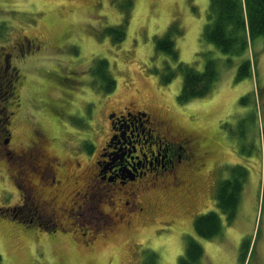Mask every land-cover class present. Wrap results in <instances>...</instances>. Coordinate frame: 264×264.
I'll list each match as a JSON object with an SVG mask.
<instances>
[{
    "label": "rangeland",
    "instance_id": "obj_1",
    "mask_svg": "<svg viewBox=\"0 0 264 264\" xmlns=\"http://www.w3.org/2000/svg\"><path fill=\"white\" fill-rule=\"evenodd\" d=\"M209 1L0 0V51L11 54L0 72V117L8 116L0 121V137L10 133L16 155L33 145L57 156L62 187L55 192L53 183L35 174L34 202L44 212L37 210L28 183L15 180L19 163L0 152V209H23L18 221L0 213V264H179L189 238L203 250L197 264H264V38H252L240 55L221 52L202 36ZM120 25L124 36L114 40L107 28ZM167 33L176 58L155 47ZM26 41L32 51L17 58ZM245 58L250 75L237 79ZM100 59L115 81L109 92L91 70ZM209 60L216 78L208 93L180 101L185 67L202 72ZM131 105L168 122L173 138H192L197 162L176 171L180 185L168 174L151 186L137 183L135 201L142 209L129 224L120 200L112 202L104 192L94 199L103 213L92 211L93 226L75 215L63 222L52 216L64 204L81 212L72 206L81 199L74 193L109 134L107 114ZM236 165L246 178L229 222L215 191ZM210 210L223 227L205 239L193 221ZM36 212L48 222H29Z\"/></svg>",
    "mask_w": 264,
    "mask_h": 264
},
{
    "label": "flooded vegetation",
    "instance_id": "obj_2",
    "mask_svg": "<svg viewBox=\"0 0 264 264\" xmlns=\"http://www.w3.org/2000/svg\"><path fill=\"white\" fill-rule=\"evenodd\" d=\"M32 47V43L26 41L23 49L20 47L22 50L19 49L20 53H18L17 58L23 56L26 52L32 51ZM10 55L9 52L0 51V72L8 67L7 59ZM17 75L12 77L17 78ZM132 108L125 107L122 110L107 114L109 134L97 150L92 171L86 177V182L80 185V189H76V193H74V195L80 194L79 198L81 199H78V202H72V206L78 208L81 212L73 207H66L64 204V207L58 209L61 212L51 210L50 214L52 216H60V221L63 222L70 215H75L74 219H81L84 226H93L96 224L97 216H95L96 219H93L92 211L97 214L103 213L97 207L98 205L94 204V199L97 194L104 192L112 202H115V199L120 200L122 208L120 215L127 216L128 219L125 223L129 224L134 211L142 209V206H138L135 201L137 199V183L143 182L142 186L149 182L151 186L159 177L168 174L174 184H181L176 171L181 168L192 167L198 159L193 148L192 138L188 135L177 139L173 138L170 135L168 122L156 117L152 118L147 112L136 111L134 106ZM37 139H41V137ZM10 141V133L0 137V152L19 163L20 173L16 172L15 180L24 181L25 184L28 183L29 200L33 202L32 204L37 210L44 212L34 202L36 198L34 186L36 184L33 182L35 180L33 176L38 175V180L46 181L47 185L53 183L51 185L53 191L60 192L62 187L58 178L60 164L56 160L57 156H51L46 148L42 149L40 146L33 145L28 146L26 150H21L19 155H16L9 147ZM114 194H120V196L116 197ZM36 199L39 201L38 198ZM56 199L55 195L51 197L50 204L53 205ZM65 217L66 219H64ZM28 219L36 222H48L49 217L46 216L45 220L40 212H36L35 217H28ZM84 229L87 230L86 227ZM71 237L73 238V236Z\"/></svg>",
    "mask_w": 264,
    "mask_h": 264
},
{
    "label": "trees",
    "instance_id": "obj_3",
    "mask_svg": "<svg viewBox=\"0 0 264 264\" xmlns=\"http://www.w3.org/2000/svg\"><path fill=\"white\" fill-rule=\"evenodd\" d=\"M107 31L110 33L114 32L115 35H112V37L114 40L118 41L123 38L125 33L123 25L116 26L115 28H107ZM202 36L206 41L215 45L225 54L240 55L244 53L252 38L255 36H262L264 38V0H210L208 23L203 29ZM155 47L157 50L165 52L172 58L177 57V52L169 33L156 39ZM107 66V61L105 59H100L95 61L91 70L92 73L98 76L97 78L102 80L101 87L103 90L109 92L114 87L115 81L109 74ZM250 72V60L245 58L238 66L236 78L243 79L249 76ZM215 78L216 69L214 61L212 60L206 63L205 69L202 72H198L192 67H185L182 88L178 99L182 102H187L206 95ZM3 118L4 121L7 122V116H1L0 121H2ZM245 178V168L236 165L232 167L230 175L217 184L215 191L216 206L225 214L229 222L235 217L236 207L239 202ZM31 208L34 211L35 208ZM13 210H11V212H6V210L2 208L0 209V213H2L3 216L18 221L21 218L20 214L23 209L21 207ZM39 222L42 221H37V223ZM222 227L223 225L220 217L212 210L200 214L193 221L195 233L205 239H213L219 236ZM247 249L248 244L245 242L242 245L241 258H244ZM202 254L203 250L201 245L194 239L189 238L184 254L185 256L180 257L179 264H197Z\"/></svg>",
    "mask_w": 264,
    "mask_h": 264
}]
</instances>
